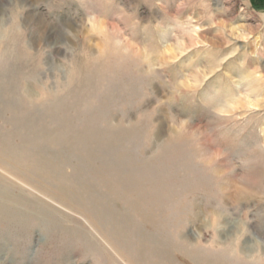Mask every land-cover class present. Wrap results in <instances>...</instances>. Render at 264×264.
I'll return each instance as SVG.
<instances>
[{"label": "rangeland", "instance_id": "1", "mask_svg": "<svg viewBox=\"0 0 264 264\" xmlns=\"http://www.w3.org/2000/svg\"><path fill=\"white\" fill-rule=\"evenodd\" d=\"M0 264H264V1L0 0Z\"/></svg>", "mask_w": 264, "mask_h": 264}, {"label": "trees", "instance_id": "2", "mask_svg": "<svg viewBox=\"0 0 264 264\" xmlns=\"http://www.w3.org/2000/svg\"><path fill=\"white\" fill-rule=\"evenodd\" d=\"M264 1V0H263Z\"/></svg>", "mask_w": 264, "mask_h": 264}]
</instances>
